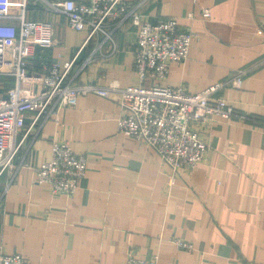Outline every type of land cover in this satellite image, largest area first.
Listing matches in <instances>:
<instances>
[{
    "label": "crops",
    "instance_id": "crops-1",
    "mask_svg": "<svg viewBox=\"0 0 264 264\" xmlns=\"http://www.w3.org/2000/svg\"><path fill=\"white\" fill-rule=\"evenodd\" d=\"M9 1L14 14L25 5L27 18L53 27V44L34 47L20 80L35 91L43 64L69 61L87 32L52 11L53 0ZM127 1L149 21L174 17L178 30L195 33L187 58L172 63L166 78L148 74L140 82L197 92L246 68L240 87L224 84L214 94L231 104L232 115L190 122L207 152L195 167L176 172L153 148L119 131L123 110L114 98L89 93L41 116L0 174V254L20 253L30 264H125L129 254L157 255L159 264H264V0ZM106 29L110 37L96 32L87 40L68 81H139L137 27L126 18L117 27L108 21ZM14 84L0 75V96ZM32 117L25 113V127ZM54 140L86 157L72 194L34 181L33 166L50 159Z\"/></svg>",
    "mask_w": 264,
    "mask_h": 264
},
{
    "label": "built area",
    "instance_id": "built-area-1",
    "mask_svg": "<svg viewBox=\"0 0 264 264\" xmlns=\"http://www.w3.org/2000/svg\"><path fill=\"white\" fill-rule=\"evenodd\" d=\"M54 12L66 15L68 25L75 30H86V36L74 56L61 65L58 61L43 64L40 89L33 91L20 85L27 69L28 59L36 45L53 44V27L49 21L33 20L25 16V5L14 14L10 1L0 0V75H10L15 84L6 97L0 96V174L13 165L22 142L41 116L49 117L63 106H73L78 97L95 93L114 98L123 110L117 119L120 132L153 148L162 161L174 172L180 167H195L205 157L207 144L190 127V122H202L219 116L228 119L233 112L231 104L221 95H214L224 84L240 87L248 71H232L226 82H216L197 92L183 86L152 83L145 86L141 80L148 74L166 78L170 65L181 63L188 56L191 29L178 30L176 18H158L155 22L141 16L127 0H53L47 2ZM202 16L210 15L203 8ZM17 19V23L9 20ZM126 18L137 27L133 67L139 81L120 86L116 80L106 85L93 81L72 83L67 75L85 46L96 32L107 31V22L117 27ZM33 117L25 127V113ZM86 157L73 151L66 140L51 143L50 159L33 166L34 181L47 183L53 193L72 194L85 175ZM176 244L191 248V244L177 239ZM0 264H30L20 253L0 254ZM125 264H159L158 256L146 259L129 254Z\"/></svg>",
    "mask_w": 264,
    "mask_h": 264
}]
</instances>
